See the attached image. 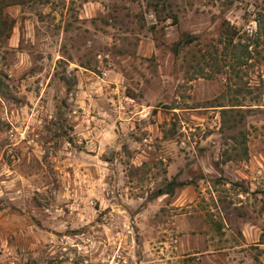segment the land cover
<instances>
[{"label": "rangeland", "instance_id": "1", "mask_svg": "<svg viewBox=\"0 0 264 264\" xmlns=\"http://www.w3.org/2000/svg\"><path fill=\"white\" fill-rule=\"evenodd\" d=\"M10 1L0 264H200L174 258L183 235L253 264L264 251V0ZM244 45L252 57L239 67ZM172 179L188 184L154 195Z\"/></svg>", "mask_w": 264, "mask_h": 264}, {"label": "crops", "instance_id": "2", "mask_svg": "<svg viewBox=\"0 0 264 264\" xmlns=\"http://www.w3.org/2000/svg\"><path fill=\"white\" fill-rule=\"evenodd\" d=\"M232 162H233L232 159H226L224 161V164H223L224 170L229 171L230 168L232 169V167L235 166V165L232 166ZM234 170L238 171V169H236V168ZM206 173H209V172L206 171ZM256 194H258V198H257V200H256V198L254 200L256 201V203H262V200H260V198H259L260 193L257 192ZM262 218L264 219V216H262ZM257 219L259 220V217ZM252 225H254V223ZM257 231L258 232L254 234V236L256 237V239L254 240V242H255L254 245L257 247H264V241L260 240V232L261 231L259 228H257ZM201 239L203 242L205 240V237H203ZM239 253H240V251L237 249H234V248H226V249H222V250H210V249L205 248V245L203 243H201V245H198L195 242H192V240L187 239V237L185 235H183L180 237L179 244L176 246L174 258L180 259L182 257L183 258L184 257H195V260H197L198 263H200V264H220L217 261H215V257H219L221 255H224L226 257V261L224 262V264H235V263H237V261L234 260L233 257H235ZM229 257H231L230 260H229ZM263 257H264V251L263 250H256L255 259L256 258L257 259L253 262V264H261L260 262H262ZM252 258L254 259V256ZM177 262H178V260H177ZM177 264H179V263H177Z\"/></svg>", "mask_w": 264, "mask_h": 264}, {"label": "trees", "instance_id": "3", "mask_svg": "<svg viewBox=\"0 0 264 264\" xmlns=\"http://www.w3.org/2000/svg\"><path fill=\"white\" fill-rule=\"evenodd\" d=\"M16 0H11L10 3H15ZM8 5L7 3V0H0V26H2L3 28H0L2 29L4 32L7 33V29H9L10 25L8 23V20H7V16H5L2 12V9L4 6ZM259 17L257 18V31H256V38H255V43H259L260 42V37L263 36L264 37V13L261 14L259 13L258 14ZM8 34V33H7ZM6 34V35H7ZM231 36V35H229ZM227 36L225 38V43L228 42L229 44H232V38ZM192 37L191 36H188L186 37L185 39H183L180 43L181 44H184V43H189L191 42L192 40ZM235 47V46H233ZM227 48V47H226ZM251 52L250 50H248V46L244 45V47L242 48V54L241 56L239 55H236L235 56V59H236V65L237 66H245L248 62V59H250L252 56H251ZM188 183L187 182H183V181H180V182H176V180L172 179V181H170L166 188L164 189H158L154 195L155 196H159V195H163V194H169L173 191V186H185L187 185Z\"/></svg>", "mask_w": 264, "mask_h": 264}]
</instances>
